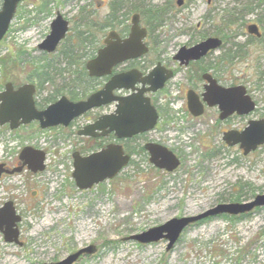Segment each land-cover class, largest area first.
Here are the masks:
<instances>
[{
  "label": "rangeland",
  "instance_id": "rangeland-1",
  "mask_svg": "<svg viewBox=\"0 0 264 264\" xmlns=\"http://www.w3.org/2000/svg\"><path fill=\"white\" fill-rule=\"evenodd\" d=\"M182 1L131 0L116 14L111 26L94 31V43L102 45L111 30L122 34L126 28L127 32L134 12L139 13L140 25L148 31L144 39L149 46L147 60L156 52L165 51L167 58L181 45H194L209 36L221 37L225 49L241 47L242 57L231 59V71L228 62L218 61L223 50L214 51L208 61L228 73L227 80L233 77L247 88L257 102L255 110L221 128L213 125V114L208 112L201 120L190 116L191 129L185 116L180 126L173 124L176 128L162 125L156 137L169 140L166 144L180 160L177 168L165 172L153 167L143 154L134 155V163L118 175L87 190L78 189L71 174V154L79 151L81 142L73 137L72 129L56 126L41 130L34 122L15 130L0 126V160L8 165L18 160L24 146L46 154L44 171L31 173L25 169L0 178V208L11 201L21 219L17 223L20 244L3 240L0 233V264L55 263L90 245L96 251L81 254L73 264H264V206L238 214L233 220L218 214L185 227L168 250L165 239L143 244L128 239L174 217L195 216L218 203L248 202L264 193V145L243 155L238 145L227 146L222 141L225 126L244 128L249 119L264 118V82H260V89L255 87L258 71L264 70V42L250 38L245 27L255 22L264 32V21L259 22L264 20V7L252 4L255 9L246 12L250 0ZM142 3L168 4L160 25L151 28L140 10L132 9L135 4L141 9ZM110 4L111 0L20 2L0 41V91L8 81L17 86L31 82L36 87V75L47 64L68 68L61 53L68 40L49 54L37 47L48 34L56 12L68 20L66 37L70 39L76 30H85L83 23L88 21L99 28L110 14ZM230 17L234 21L227 24ZM94 43L88 46L82 61L89 59ZM54 78L36 90L37 104L71 80L68 70ZM181 80L171 81L160 93L159 105L169 115L181 109L176 93ZM89 145L86 142L84 147ZM237 195L238 200L234 199Z\"/></svg>",
  "mask_w": 264,
  "mask_h": 264
},
{
  "label": "water",
  "instance_id": "water-1",
  "mask_svg": "<svg viewBox=\"0 0 264 264\" xmlns=\"http://www.w3.org/2000/svg\"><path fill=\"white\" fill-rule=\"evenodd\" d=\"M21 1L23 0H1L0 41L9 29L8 26L14 18L17 4ZM177 3L181 4L182 0H178ZM130 21L131 26L127 36L121 38L115 30L109 31L103 39L102 47L96 51L92 59L86 61L85 66L90 77H102L110 73L115 64L146 54L148 46L143 40L147 32L145 27L139 25V13H133ZM49 25L48 34L37 45L40 50L48 54L57 49L59 42L66 37L69 29L68 20L59 11L56 12V16ZM246 27L249 34L260 36L258 27L254 23ZM221 43V39L209 36L195 45L179 47L175 58L182 60L184 57L185 64H188L189 60H197L205 56L210 50L219 48ZM158 69H161L160 64L154 67L143 79L137 78V74L134 75V72L116 75L104 85V89L94 92L83 101L72 102L62 95V97L41 110H38L35 106L34 93L36 90L34 84L29 82L14 88L12 82L8 81L0 91V125L8 124L9 129H16L21 124H29L31 121L36 120L39 122L41 129L59 125L66 126L74 117L84 114L85 111L94 108V106L116 100V112L109 115L107 122L110 128L115 130L116 137H130L138 132L148 131L153 127L158 117L155 108L149 104L148 99L141 98L140 94L143 90L126 97L114 96L113 90L115 88H133V83L139 80L142 85L145 83L151 85L147 89L156 91L158 88H162L163 82L172 76V73L169 72L167 76L155 80L153 73ZM187 94L189 113L194 116L202 115L203 102L209 107H218L220 120L234 113L240 116L249 115L256 107V102L253 101L244 85L221 87L212 80L203 92L201 101L196 94L192 92ZM246 124L241 131L235 129L222 133L223 142L227 146L239 145L243 155L264 145V118H251ZM80 134L94 135L93 130L88 129ZM145 149L149 153L150 162L160 170L164 169L172 172L180 163L172 150L170 151L161 144L149 143L145 145ZM18 155L20 164L11 168V170L6 169L4 164L0 163V176L2 173L12 175L14 172H20L24 167H27L32 173L44 171L46 157L44 151L25 146ZM72 163L71 174L74 184L80 190H87V188H91L99 182L118 175L119 171L129 163V156L125 154L119 143H109L105 147L86 155H82L75 150L72 154ZM259 206H264V193L256 195L253 200L248 202L218 203L216 206L208 208L205 212L195 216L174 217L165 221L163 225L154 226L142 233L133 234L128 239H134L141 244L165 239L168 250L174 246L173 244L185 227L195 224L197 221L218 214L238 215L249 213L253 208ZM20 220L13 203L11 201L4 202L0 208V233L3 235V240L20 244L17 239V223ZM96 249L94 245L80 248L66 258L48 264H73L81 254H91Z\"/></svg>",
  "mask_w": 264,
  "mask_h": 264
},
{
  "label": "flooded vegetation",
  "instance_id": "flooded-vegetation-1",
  "mask_svg": "<svg viewBox=\"0 0 264 264\" xmlns=\"http://www.w3.org/2000/svg\"><path fill=\"white\" fill-rule=\"evenodd\" d=\"M134 13H137V12H134ZM130 20H131V18H130ZM252 23H254L256 25V27H258V31L260 33V36H255L253 34L251 35L247 32L246 26L249 24H247L245 26L247 35L250 38L253 37L256 40H259L262 38L263 31H261V28L259 27L258 23H255V22H252ZM139 25H140V21H139ZM129 30H130V27H129L128 31L125 32L124 34L123 33L119 34L120 37L123 38L124 36L128 35ZM146 32L148 33L147 30H146ZM146 36H147V34H146ZM218 39H221V41H222L219 48H217L215 50H210L205 56L200 57L197 60H189L188 64H185L184 57L182 58V60H179V59L177 60L175 58V55L177 54V50L175 51V53L169 54V57H167V58H165V54H166L165 51H160L159 54H157V52H156V55L154 58H150L147 60L146 54L148 52L149 46H148V43L143 40L144 42H146V44L148 46V49L145 52L146 54L139 56V57H135V59H126L122 62L115 64L114 67L111 69V72L102 76V77H96V76L90 77L88 75V72H87V75H88L89 80H90L89 81L90 82V86H89L90 89L87 92V94H85L83 97L78 96V98L72 99L70 97V95H67L65 93L60 94L58 97V98H60L63 95L72 102L73 101H83L84 99H87V97L89 95L94 94V92H97V91L104 89V85L107 84L108 82H110L111 79L116 75L134 72V75L137 74V78L143 79L144 77H146V75H148V73L154 67H156L158 64H160L161 69L160 70L158 69L156 72L153 73L155 80L161 79L162 76L163 77L167 76L169 72L172 73V76L163 82L164 85L162 88H158V90L152 91V90L147 89L148 87L151 86L150 84L145 83L144 85H142L139 80H136L135 83H133V85H132L133 88H126V89L125 88H115V90H113V95L114 96L116 95L119 97H126L128 95L137 94V93H139V90H143V92L140 94L141 98L142 99H148L149 104L155 108L156 115L158 117L155 124L153 125V127L151 129H149L148 131L138 132L137 134H134L130 137H122V138L116 137L115 130L111 129L110 125L107 123L109 120L108 117H110L109 115L115 114V112H116V109H117L116 108V105H117L116 100L112 101V102L105 103L103 105L94 106V108H92L88 111H85L84 114L77 116V117H74L72 119V121H70V123H68V125H66V126L60 125L58 127L65 128V129H72L73 137H75V139L77 141L79 139L81 140V142L78 143L79 144V151L78 152H80L82 155H86L88 153H91L92 151H96L97 149L105 147L109 143H115V144L119 143L122 146V149L124 150L125 154H127L129 156V163L132 164V163H134L133 161H131L132 157L134 155H139V154H143L144 157L146 158V160H148L149 163H151L149 160V153H148L147 149H145L146 144H149V143H155L158 145L161 144V145L169 148V146L166 144L167 142H169V140H167V142H165L164 140H161V138L160 139L157 138L158 137L157 134L160 131V129H163L161 127L162 125L166 126L168 124L169 125L171 124L170 127L176 128L175 126H173V124L176 123V125H179L181 123L183 116H185L187 118L186 126L189 129H191L190 116H192V118H194L196 120H201L202 117H204L207 112L210 114H213V120H212L213 125L214 126L219 125L220 128H221V125H226V123H230L234 119L241 118L242 116L238 115L237 113H234L231 116H229L223 120H220L219 119L220 114H219L218 107L217 106L209 107L204 102H203L204 109H203V113L201 116H194V115L189 113L188 94H187L188 92H192V93L196 94L198 96L199 100L201 101L203 92L211 84L212 80L214 82H216L218 85H220L221 87L222 86L233 87L234 85H240L238 83V81H235L233 79V77H232V79L227 80L228 73L225 74V73L221 72V69H219V68H218V70H219L218 71L216 69L217 66L212 67L211 65H209L210 62L208 60L214 51H216V50H219V51L223 50L224 52L227 51V49H225V46H224V43H225L224 39H222L221 37ZM188 46H192V45H188ZM188 46H186V47H188ZM180 47H183V45H181ZM225 62L229 63V67H230V71H231L232 66H233L231 63L232 60L231 59L225 60ZM180 77L182 79L181 80L182 82L181 83L179 82L176 84V89H177L176 93L178 94L177 100L180 101L181 109L178 111L174 110L173 114L169 115L168 112L166 113L165 111H163L161 106L159 105V101L161 100L160 93L168 87V85L171 81H173V80L177 81V80H179ZM155 84H157V82H155ZM13 87L17 88L18 86L13 84ZM251 98L253 99L252 96H251ZM253 101H254V99H253ZM256 105H257V102H256ZM35 106L38 110H41L42 108L46 107V105L41 106V108L38 107L37 102H36ZM105 116H106V118H104ZM169 120H170V122H169ZM31 122L38 124V127H39V122H37L36 120L31 121ZM20 126H26V125H20ZM86 129L93 130L94 135L80 134L82 131L85 132ZM235 129L238 131H241L243 128H238L237 126L229 125V126H225L222 133H224V131H227V130H235ZM86 142H88L89 144L91 143V145H89L88 147H84V144H86ZM72 154H71V158H72ZM0 163H3L6 169H11L12 167L19 165L20 161L18 158V160H16L11 165H8L6 161H2V160H0ZM25 169H26V167H24V169H22V170H25ZM26 170H28V169H26ZM164 171L168 172L166 170H164ZM35 173H37V172H35ZM3 175H7V174H2L1 176H3Z\"/></svg>",
  "mask_w": 264,
  "mask_h": 264
},
{
  "label": "trees",
  "instance_id": "trees-1",
  "mask_svg": "<svg viewBox=\"0 0 264 264\" xmlns=\"http://www.w3.org/2000/svg\"><path fill=\"white\" fill-rule=\"evenodd\" d=\"M140 1V0H139ZM131 2V0H111L110 4V14H108L104 20L103 23L99 26V28L95 27V23L91 21H88L85 24L86 29L85 30H76L74 33V36L70 39H67V37L61 41L62 45L65 44V41L68 40L69 42L66 47L61 49L62 57L65 59V62L67 64L68 68H55L54 66L50 67L51 65H45V68L42 70H39V72L36 75L37 84H36V90L40 91L42 89L44 83H52L54 81V77L59 76L61 77L64 73V71L68 70V74H70L71 80L69 82L64 83V85L61 87V89H55V91H52L51 94L43 98L41 103H38L37 106L41 108V106H45L50 104L51 102L56 101L58 94L61 92L65 93L67 95H70V97L78 98V96L83 97L87 92L89 91L90 86V80L87 75L86 67L84 66L85 62L82 61L83 55L87 52L86 49L88 46H92V43L95 42V30H99L102 27L111 26L113 24V21L116 18V14L122 10V8L127 7L128 4ZM140 3V2H139ZM254 4L256 7H261L263 5L264 7V0H250V2L246 5L245 10L246 12H251L255 8H252V5ZM143 3L141 4V6ZM169 6L168 4L163 5H143V7L140 9L139 6H136V4L133 6V10H140L143 19L145 18V21L149 23L151 28L158 26L163 21L162 18L167 12ZM264 13V10H263ZM234 20L230 17L226 20L227 24L232 23ZM263 18L259 20L260 23H262ZM264 29V28H263ZM126 28L121 32L125 33ZM261 43L264 42V32L262 33V38L259 39ZM94 48L90 52L89 59L92 58L96 52V50L101 46L98 43H94ZM235 46H237L235 44ZM243 51L242 48L237 46L236 50L233 51L232 49L227 50L226 52L222 53L218 61L224 62L225 60H230L234 56L242 57ZM209 65L212 67H216L215 63L210 62ZM77 67L75 69H72V67ZM48 67L50 68L48 70ZM77 69V70H76ZM53 70V75L49 74L50 71ZM257 84L255 87L261 88L260 82H264V70H259L257 74ZM142 149V148H141ZM135 151V150H134ZM209 155L212 153H208ZM132 161V160H131ZM239 196L237 195L236 200H238ZM242 217V216H240ZM225 219L233 220L238 218V216H230V215H224Z\"/></svg>",
  "mask_w": 264,
  "mask_h": 264
}]
</instances>
